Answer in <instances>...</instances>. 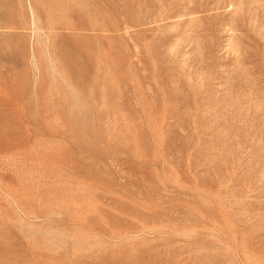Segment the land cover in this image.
Listing matches in <instances>:
<instances>
[{"label": "rangeland", "instance_id": "obj_1", "mask_svg": "<svg viewBox=\"0 0 264 264\" xmlns=\"http://www.w3.org/2000/svg\"><path fill=\"white\" fill-rule=\"evenodd\" d=\"M0 264H264V0H0Z\"/></svg>", "mask_w": 264, "mask_h": 264}]
</instances>
